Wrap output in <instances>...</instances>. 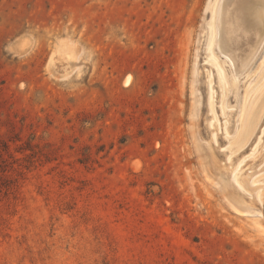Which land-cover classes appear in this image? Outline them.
<instances>
[{"label":"rangeland","instance_id":"rangeland-1","mask_svg":"<svg viewBox=\"0 0 264 264\" xmlns=\"http://www.w3.org/2000/svg\"><path fill=\"white\" fill-rule=\"evenodd\" d=\"M220 4L0 0V264H264V39L222 90Z\"/></svg>","mask_w":264,"mask_h":264},{"label":"bare ground","instance_id":"bare-ground-1","mask_svg":"<svg viewBox=\"0 0 264 264\" xmlns=\"http://www.w3.org/2000/svg\"><path fill=\"white\" fill-rule=\"evenodd\" d=\"M219 1L221 4L217 15L218 20L211 33L212 35L207 49L208 57L213 62L212 66H214L217 83L223 90L231 84V81L238 73L244 70V67L248 64L247 61L251 60L252 55L257 51L256 48H259L258 45L264 39V0ZM262 42L260 45H262ZM214 49L218 53H223L228 59L226 63L228 62L229 69L232 73L231 77H228L222 67L217 63L218 60L212 52ZM204 90L208 109L211 113L209 125L212 126L210 130L212 132H210L209 137L212 142L216 143V135L219 125L216 120L214 109L215 92L213 87V77L210 73L207 75V83L204 86ZM259 119L260 116L253 118L250 122L246 121L244 126L242 124L241 136L243 141H247L251 134H253L258 125ZM239 159L240 158L237 157L234 160L232 159L233 161L231 160V163L233 164L232 170L234 167H237L238 164L240 165V162L238 163ZM254 163V161H250L247 165H253ZM230 176L231 178L236 176L234 171L230 173ZM238 181L239 184H243L250 191L257 190V188H254L249 184V179L245 175L241 174ZM252 181L254 182L255 180L253 179ZM263 195L264 194L260 191L255 193V197L257 198V201L259 200L260 204L264 201ZM247 202H249V200Z\"/></svg>","mask_w":264,"mask_h":264}]
</instances>
